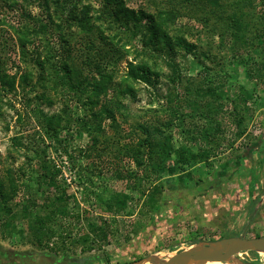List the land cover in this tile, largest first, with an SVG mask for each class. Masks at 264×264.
I'll list each match as a JSON object with an SVG mask.
<instances>
[{"label": "trees", "instance_id": "obj_1", "mask_svg": "<svg viewBox=\"0 0 264 264\" xmlns=\"http://www.w3.org/2000/svg\"><path fill=\"white\" fill-rule=\"evenodd\" d=\"M153 3L155 12L131 8L125 0H96V4L88 0H0V24L9 25L10 38L16 40L1 42L0 103L10 95L26 98L37 92L34 111L40 127L34 134L12 138L13 147L27 156L26 167L9 165L0 171L2 239L19 233L23 243L40 249L66 251L71 247L74 252L80 246L85 253L100 249L119 232L115 219L127 210L133 192L138 194L137 202L143 201L141 214L155 219L164 206L166 190L187 187L185 178L200 183L202 179L196 182L195 168L202 164L212 167L211 162L221 151L234 148L247 135L248 118L256 111L248 104L252 92L241 85L232 94L235 97L231 96L227 82L222 76H208L206 66L199 79L189 80L176 57L191 55L198 64L210 59L208 52L198 53V45L186 35L205 37L211 47L227 51L228 59L242 58L239 62L245 67V75L256 79L264 89V0ZM13 13L17 15L9 20ZM183 17L188 20L177 27ZM3 35L0 30L5 39ZM134 54L128 61L127 57ZM125 61L126 72L121 74L120 65ZM159 61L171 69L173 87L162 96L160 110L154 111L164 112L169 118L134 124V131L123 100L136 97L135 83L157 88L163 73L158 70ZM217 63L225 67V61ZM9 69L15 72L11 74ZM51 91L69 96L59 113L49 114L40 107L39 101L48 102ZM74 107L84 114L74 117ZM18 117L19 122L24 120L23 114ZM186 117L198 120L187 127ZM64 118L66 125L62 124ZM118 126L126 135L109 131ZM180 126L183 128L176 139L174 130ZM72 127L80 135L87 134L88 142L70 151L61 133ZM262 129L246 144L250 153L262 149L264 154V125ZM135 132H140L137 139L133 137ZM47 138L51 144H46ZM53 144L72 161L82 160L78 165L81 173L89 172L91 164L113 171L114 187L109 182L102 192H87L102 203L97 218L91 217L93 212L88 208L76 205L62 168L49 157L48 149ZM237 157L242 161L247 156L241 153ZM94 173L91 170L80 176L82 191L88 185L95 186ZM104 192L107 197L101 195ZM77 224L81 227L78 236L74 234Z\"/></svg>", "mask_w": 264, "mask_h": 264}, {"label": "rangeland", "instance_id": "obj_2", "mask_svg": "<svg viewBox=\"0 0 264 264\" xmlns=\"http://www.w3.org/2000/svg\"><path fill=\"white\" fill-rule=\"evenodd\" d=\"M88 1L96 4V0ZM125 1L127 6L131 8H144L148 12H155L156 4L153 3L154 0ZM257 8H261V6L257 5ZM33 11L35 13L39 12L35 8H33ZM14 15L17 14H10L8 19L13 20L12 17ZM5 19L7 20V18ZM187 20V17L180 18L176 26L181 27ZM3 24H0V30L3 31V36H6V38L2 39L0 36V49L2 47L1 42L4 40L9 43L16 42L15 38L11 40L13 37H11L12 28L7 24ZM185 32H187L186 29ZM186 36L198 45V53L208 52L210 59H202L204 60L203 63L198 64L195 63L193 56L188 55L186 58H182L181 54H179L176 58L183 66V76L185 78L189 80L199 79L201 76L200 71L206 66L209 67L206 70L209 72L208 76H222V80L227 82L225 84L226 89L232 90L231 96L235 97L232 94H235L241 85H244L247 90L252 92L250 93L252 99L248 104L250 107L256 108V111L254 116L248 118L247 135L239 140L234 148H227L221 151L211 162L213 163L212 167H206L202 164L195 168L196 182L198 179H202L200 183L195 184V181H189V179L185 178L187 187L175 191L166 190L165 194L167 197L164 199V206L155 219L148 214H141L140 209H142L143 201L137 202L138 194L133 192V199L128 202L127 210L123 215H119L115 219L119 226V232L112 237V241L109 244L103 245L100 249L86 253L82 251L80 246L74 252L71 247L66 251L50 248L40 249L34 245L23 243L19 233H15L7 240L2 239L0 236V251H9L17 255L49 251L52 256L63 257L66 260L65 264H108V259H111L110 264H117L123 261L132 263L153 255L164 257V260L179 251L189 248L194 243L193 240H197L195 242H213L222 238L241 235H245L248 238L264 237V170L260 171L261 176L257 178L256 175L258 173L253 175V171V173L246 171L248 161H241L237 157L241 153L248 155L249 151L246 144L258 137L263 130V86L258 84L256 79L248 78L245 75V67L243 68L239 62L242 58L236 60L230 57L228 59L229 53L227 51H220L215 45L211 47L205 37ZM218 40L216 37L215 44H217ZM134 56L135 54L129 55L127 57L128 61H132ZM219 61H225V67L217 65ZM158 64V70L163 73L159 78L157 88L148 87L144 82L135 83L137 89L136 97L127 96L123 100L128 107L129 121L133 129V125L137 123L169 118L165 116L164 112L154 111L160 110V102H164L162 96L168 94L173 87L170 76L172 74L171 69L164 62L159 61ZM22 66H24L22 68H26L24 64ZM120 66V73L123 74L126 72L127 62H123ZM10 72L13 74L12 72H15V70H10ZM20 90L21 87L18 88V91ZM36 93L32 92L26 98L20 94L10 95L5 97L4 101L0 103V171H3V168L9 165L14 168L26 167L27 156L13 147L12 138L17 134L24 136L28 133L34 134L35 129L40 130L34 111L36 103L34 96ZM47 100L48 102L39 101L41 109L49 114L59 113L65 108L66 103L69 102V96H65V93L62 92L51 91ZM73 113L75 117L78 114L83 115L84 111L74 107ZM21 114H23L24 120L19 122L18 115L20 116ZM86 116L90 118L89 114H86ZM118 117L121 118L120 116ZM196 120L198 118L192 120V118L186 117L184 126L188 127L192 124L191 121L196 122ZM62 124H67L65 118ZM108 124H110L109 119L106 120L107 127L109 126ZM124 127L127 128L128 126L124 125ZM116 128L113 130L110 128L109 131L126 135V131H123L121 127L118 126ZM182 128L180 126L174 130L176 139H179ZM137 134H140V132H135L133 135L135 139L138 137ZM61 136L62 138H67L70 151L72 148L84 146L88 142L87 134L82 133L80 135L73 127L72 129H62ZM37 137H39V134H37ZM46 140V144H51V139L47 138ZM48 152L51 160L62 168L63 176L67 179V183L71 184L70 192L75 194L76 205H80L81 208H88V210L93 212L91 217L97 218L101 212L102 203L94 194L87 192H91V190L102 192L105 190L103 185L108 183L110 186L109 182L114 187L113 171L107 166L102 167L101 164H98L95 168L91 164L90 171H95L94 176H92L95 186L88 185L86 191H82L83 187L79 184L80 176L83 177V175L90 173V171L80 172L78 165L82 164V160L72 161L64 150L55 144L48 149ZM73 162L74 164L76 163V167H73ZM131 166L134 168V164H131ZM258 179H261L262 185L257 183ZM254 180H257V182H253ZM121 186L123 185L119 183L118 187L121 188ZM252 188L254 193L250 196L249 191ZM101 195L103 197L108 196L107 192ZM256 209L257 211L255 212ZM254 212V217L250 220V216ZM21 227L19 226V228ZM74 229V234L78 236L81 233L80 225L77 224ZM134 229L137 230V233L133 231ZM236 258L235 260L245 264H264V253L256 251L244 252L240 256L237 255ZM81 260L86 261L80 262Z\"/></svg>", "mask_w": 264, "mask_h": 264}, {"label": "water", "instance_id": "obj_3", "mask_svg": "<svg viewBox=\"0 0 264 264\" xmlns=\"http://www.w3.org/2000/svg\"><path fill=\"white\" fill-rule=\"evenodd\" d=\"M255 212L250 216V220L253 219ZM247 251L264 253V237L248 238L245 235H241L222 238L213 242H197L190 245L189 248L179 251L164 260L161 257L153 255L132 263L143 260H151L153 264H189L192 260H196L198 264H207L210 262L224 263L231 258L237 259V255H241ZM155 258L161 259L155 260ZM85 261L81 260L80 262ZM242 263L245 264L244 262Z\"/></svg>", "mask_w": 264, "mask_h": 264}, {"label": "flooded vegetation", "instance_id": "obj_4", "mask_svg": "<svg viewBox=\"0 0 264 264\" xmlns=\"http://www.w3.org/2000/svg\"><path fill=\"white\" fill-rule=\"evenodd\" d=\"M63 257L52 256L49 251L31 254H15L0 251V264H65Z\"/></svg>", "mask_w": 264, "mask_h": 264}, {"label": "crops", "instance_id": "obj_5", "mask_svg": "<svg viewBox=\"0 0 264 264\" xmlns=\"http://www.w3.org/2000/svg\"><path fill=\"white\" fill-rule=\"evenodd\" d=\"M262 149H260L259 151H257V153H248V155L246 154V161H248V165H247V169L249 173H251L254 170L253 175L256 173H258L256 175L257 178H260L261 174L260 171L264 170V154L261 153ZM253 182H257V180H254ZM259 185L261 184V179H258L257 182ZM250 196H252V194L254 193L253 188L249 191Z\"/></svg>", "mask_w": 264, "mask_h": 264}, {"label": "bare ground", "instance_id": "obj_6", "mask_svg": "<svg viewBox=\"0 0 264 264\" xmlns=\"http://www.w3.org/2000/svg\"><path fill=\"white\" fill-rule=\"evenodd\" d=\"M169 253V252H168ZM165 254V253H164ZM263 255V254H262ZM240 256V255H238ZM149 257V256H148ZM164 258V257H163ZM161 258H155V260H159ZM132 264H153L151 260H143L141 262H137V263H132ZM189 264H198L196 260H192ZM207 264H243L237 260H235L234 258H231L230 260L222 263V262H210Z\"/></svg>", "mask_w": 264, "mask_h": 264}]
</instances>
